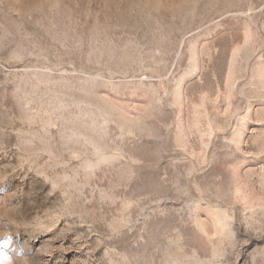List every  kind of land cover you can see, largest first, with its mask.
<instances>
[{
    "label": "rangeland",
    "instance_id": "obj_1",
    "mask_svg": "<svg viewBox=\"0 0 264 264\" xmlns=\"http://www.w3.org/2000/svg\"><path fill=\"white\" fill-rule=\"evenodd\" d=\"M3 251L264 264V0H0Z\"/></svg>",
    "mask_w": 264,
    "mask_h": 264
},
{
    "label": "clouds",
    "instance_id": "obj_2",
    "mask_svg": "<svg viewBox=\"0 0 264 264\" xmlns=\"http://www.w3.org/2000/svg\"><path fill=\"white\" fill-rule=\"evenodd\" d=\"M0 264H12V256L7 252H0Z\"/></svg>",
    "mask_w": 264,
    "mask_h": 264
}]
</instances>
